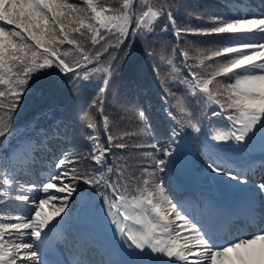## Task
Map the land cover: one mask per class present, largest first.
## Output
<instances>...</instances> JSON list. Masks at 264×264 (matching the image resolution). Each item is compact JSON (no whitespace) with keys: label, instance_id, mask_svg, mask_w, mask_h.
<instances>
[{"label":"snow or ice","instance_id":"obj_1","mask_svg":"<svg viewBox=\"0 0 264 264\" xmlns=\"http://www.w3.org/2000/svg\"><path fill=\"white\" fill-rule=\"evenodd\" d=\"M114 2L119 6L113 7ZM225 8L224 12L198 17L201 26L179 28L166 0H0V111L5 113L0 115V264H48L41 250L51 242L70 244L76 250L78 258L58 264H264V228L223 243L217 235V219L198 217L196 207L184 208L169 197L158 174L169 162L161 156L174 155L171 146L163 147L159 142L149 145L153 151L142 153L138 173L135 169L128 171L129 164L123 157L108 162L113 149L145 147L126 142L128 138L151 135L143 106L134 112L140 122L135 130L113 134L109 118L103 116L107 146L99 143L93 114L84 111L83 119L93 133L88 139L94 142L91 160L96 167L84 172L76 167L67 170V165L79 159L69 160L65 154L54 166L66 170L49 176L40 187L31 181L20 182L37 163V146L23 139L4 146L13 131L11 113L33 75L45 69L55 67L65 74L73 73L74 91L94 80L96 96L89 108L103 115L115 71L111 63H101L103 52L111 46L108 42L116 37L119 43L129 35L150 39L164 18L177 37L183 33L216 38L212 47H194L192 57L189 51L181 53L187 75L181 78L176 71L170 73L174 83L185 85L191 96L202 98L198 103L219 107L220 111L211 115L224 122L212 128L210 141L229 144L236 151L240 150L237 146L247 148L257 133L264 142V12L256 11L247 0H227ZM167 28L164 24L162 31ZM74 34L85 39H77ZM88 39L92 46L105 41L103 52L93 53L91 48L86 51ZM65 44L72 47L62 51ZM190 58L194 65L188 64ZM167 63L171 67L174 62ZM174 107L176 112L167 113L177 125L168 130L171 144L185 128L201 131L200 121L186 103L178 100ZM211 142L203 150L206 167L240 185L251 184L242 189L248 223L264 221V182L255 183L246 171L234 172L235 162L220 156V144ZM78 180L103 186L100 195L106 215L119 234L121 246L133 259H104L94 242L72 236L64 228V215L77 192ZM33 192L45 196L30 195ZM13 211L23 214L12 215ZM25 236L39 243L25 242Z\"/></svg>","mask_w":264,"mask_h":264},{"label":"trees","instance_id":"obj_2","mask_svg":"<svg viewBox=\"0 0 264 264\" xmlns=\"http://www.w3.org/2000/svg\"><path fill=\"white\" fill-rule=\"evenodd\" d=\"M69 2L77 3L81 0H69ZM156 2L159 3V0ZM166 2L173 12L177 27L195 28L201 26L197 20L198 17H207L213 13L226 11L227 0H166ZM253 2L248 4L251 5ZM112 6L118 7L119 5L114 2ZM164 24H168L166 31H162ZM74 36L82 41L85 39L79 37L78 34H74ZM121 39L122 42L118 43L117 38L112 37L108 42L111 46L108 47L107 52H103L105 41L92 46L88 39L85 44L86 51L89 48L93 53L96 50L102 51L101 63H111L115 69L105 97L103 115L95 108H89L90 102L96 96V89L92 86L94 80L90 83L86 82L89 83V86L80 87L74 91L73 73L65 74L53 67L34 74L30 79L17 108L14 113H11V128L16 130L21 127L28 133V138H33L32 142L37 146V163L35 164L37 167L49 162L54 166L58 159L64 158V155L67 154V159L78 158L79 162L67 165L66 169L70 170L72 167H76L79 172H84L86 169L91 170L96 167L91 160L94 142L88 139L93 133L87 128V122L83 119L84 111L93 114L98 125L96 134L99 136V143L107 146L103 130V116L109 118V130L113 134L135 130L140 122L134 112L138 106H143L146 119L152 130L151 135L128 138L126 142L143 144L145 147L141 149L129 147L125 150L113 149L112 155L108 157V162L111 163L116 156L123 157L129 164L128 171L135 169L138 173L139 158L142 153L153 151L149 145L159 142L161 146H171L172 149L178 145H188L196 153V158L193 161L194 167L196 169L204 168L208 162L207 157L203 154L206 138L211 135L213 127L223 125L224 122L223 118L214 117L211 112L220 111V109L217 105L198 103L202 98L191 96L186 91L185 85L174 83L170 73L176 71L181 78L187 75L181 53L189 51L190 57H192L194 47H212L216 38L183 33L177 37L174 35L172 25L164 18L157 23L150 39H144L138 35H129ZM71 47V45L65 44L61 50ZM168 60L174 62L171 67L167 63ZM188 64L194 65L195 61L190 58ZM92 66L94 65H89V67ZM194 70L200 71V69ZM170 92L176 95H170ZM178 100L186 103L189 110L194 113V118L200 121L198 126L201 131L197 133L191 128H185L183 131L178 129L180 134L175 137V144H171L168 130L177 127V125L167 113L169 110L176 112L174 106ZM0 115H5V113L0 111ZM31 124L33 128L28 129ZM161 158L169 161L168 157L161 156ZM144 163L150 162L144 161ZM61 169L62 171L66 170ZM158 175L164 183L166 193L176 202L179 195L172 189L170 183L169 162L164 171ZM75 186L77 192L69 200L70 208L66 210L67 213H73V209L78 203L77 197L83 191L93 192L99 200H102L100 195L104 191L102 185L94 187L83 180H78L75 181ZM21 213L22 211H13L12 215Z\"/></svg>","mask_w":264,"mask_h":264},{"label":"rangeland","instance_id":"obj_3","mask_svg":"<svg viewBox=\"0 0 264 264\" xmlns=\"http://www.w3.org/2000/svg\"><path fill=\"white\" fill-rule=\"evenodd\" d=\"M253 8L258 12H264V9H262L263 7L260 5L254 6ZM14 133H16V135L10 142L13 144L21 140L23 131L18 130L14 131ZM232 144H234V142H232ZM237 147H240L239 151H236L231 145L224 143V145L221 146L222 151L219 154L224 159L231 157L229 163L234 161L233 167L237 168L238 171L243 170L248 172V168H251L250 166L258 165L264 161V142L261 141L259 133H257L255 140L249 142L247 148L241 146ZM192 154L193 153L186 148H177L171 159V173L176 183L184 186H192L197 191L198 197L203 201L201 205L195 203L191 207L187 206L191 204L182 207L187 209L196 207L197 211L195 214L204 219H208L211 212H213L214 215L211 218L219 221L216 231L220 241L223 243L234 242L238 238L254 234L259 228H264V221L260 219H257L255 223L257 225L256 227L248 223L242 189L250 187L251 184L248 186L240 185L226 175H219L211 172L207 167L196 169L194 166L189 165L187 160V156H189V162L193 163L190 157ZM52 172L56 173V170L52 167H47V171L42 172L34 171L32 168L27 175L20 178V182L25 183V181H31L40 187L42 183L48 181L49 174ZM59 172L60 171L57 173ZM252 180L257 184L264 182V171L261 175L259 174V176L253 177ZM30 195L38 196L39 198H44L45 196L43 192H33ZM89 195L90 191H83L81 195H78L77 205H80V212L90 208L88 204H85ZM186 201L190 203L189 200ZM106 212V205H102L95 209V213L92 209V212L89 211V213L81 215L80 218L84 216L86 222L84 220H78L77 223L73 224L72 229L74 234L76 236L78 234L79 237L84 238L88 232L92 233L97 231L95 241L98 243V249L103 253V255L101 253L102 258L112 261H130L133 258L129 257L121 246L119 234L115 232ZM236 218L239 219L240 227H232L233 224L231 222L236 221ZM228 224L229 226H227ZM223 228H228L227 233H223ZM23 239L25 242H31L33 244L39 243L35 241L34 238L27 236ZM52 244L54 249L51 248ZM41 254L42 259L47 261L48 264H58L60 261H71L69 258L72 257L73 252L70 247L65 246L63 243L51 242L45 249L41 250ZM53 254H57L58 257L53 256ZM75 258H78L77 255H75Z\"/></svg>","mask_w":264,"mask_h":264}]
</instances>
